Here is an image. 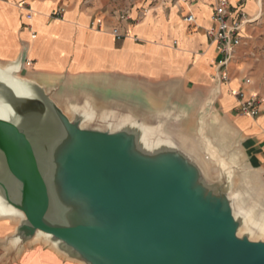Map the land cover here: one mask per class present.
I'll use <instances>...</instances> for the list:
<instances>
[{"label": "water", "instance_id": "water-1", "mask_svg": "<svg viewBox=\"0 0 264 264\" xmlns=\"http://www.w3.org/2000/svg\"><path fill=\"white\" fill-rule=\"evenodd\" d=\"M7 66L20 85L16 92L0 78V106L17 118H0V200L21 217L0 216L16 223L4 245L19 250L40 232L80 264H264V240L248 237L229 174L210 180L163 120L139 119L167 110L148 115L85 92L59 96ZM82 106L102 121L82 128L81 116L63 112ZM140 127L163 129L167 149L144 154Z\"/></svg>", "mask_w": 264, "mask_h": 264}, {"label": "crops", "instance_id": "crops-1", "mask_svg": "<svg viewBox=\"0 0 264 264\" xmlns=\"http://www.w3.org/2000/svg\"><path fill=\"white\" fill-rule=\"evenodd\" d=\"M107 0H0V65H18V76L32 80L56 95L91 94L100 104L132 108L151 115L174 108L194 113L206 107L224 117L240 136L242 150L254 166L264 163V111L257 118L237 113L231 90L258 91L259 73L237 51L229 67L230 81H213L221 55L206 30L216 0H136L129 18ZM262 1V0H261ZM238 18H257L258 0H227ZM28 5L32 18L27 20ZM263 5V2H262ZM63 8L62 17L52 13ZM191 14L193 22L184 18ZM99 21L100 27L91 23ZM253 22V21H252ZM251 23L241 34L249 39ZM123 36L117 40L112 29ZM264 43V42H262ZM29 60V67L24 65ZM250 77L252 84H243ZM254 77V76H253ZM257 80V81H256ZM8 219V220H7ZM16 223L0 217V264H80L46 244L19 250L4 245Z\"/></svg>", "mask_w": 264, "mask_h": 264}, {"label": "rangeland", "instance_id": "rangeland-1", "mask_svg": "<svg viewBox=\"0 0 264 264\" xmlns=\"http://www.w3.org/2000/svg\"><path fill=\"white\" fill-rule=\"evenodd\" d=\"M131 3H136V0L105 1V4L116 10H124ZM260 5L261 15L253 18L249 26L252 30L251 36L243 40V45L237 51L240 53L239 60L251 63L249 70L254 81V72L261 68L257 92L264 97V43H262L264 42V0H260ZM260 5L257 15L261 11ZM51 97L60 107L68 106V103L60 98L55 96V99L52 94ZM85 101L88 99L86 98ZM97 108L101 109L100 105H97ZM139 119L148 126H155L163 120L162 126H165L176 142L196 159L210 180L215 181L222 172H227L236 211L245 216L248 226L253 229V234L247 232L242 234H248L252 240H264L263 165L254 166L251 160L246 158L240 136L224 117L204 107L190 114L175 112L174 108H168L160 116ZM32 244H46V241L39 236Z\"/></svg>", "mask_w": 264, "mask_h": 264}, {"label": "built area", "instance_id": "built-area-1", "mask_svg": "<svg viewBox=\"0 0 264 264\" xmlns=\"http://www.w3.org/2000/svg\"><path fill=\"white\" fill-rule=\"evenodd\" d=\"M156 2H162L164 0H155ZM175 3L188 2L189 0H173ZM27 10L25 17L27 20L32 18L28 5L21 3ZM63 8H58L52 15L56 18L62 17ZM128 9H124L119 13V19H128ZM184 20L186 22H193V16L187 15ZM252 20L246 18L244 14H241L237 19L234 18L233 13L229 9L227 0H216L214 10L211 15L212 25L206 30V35L210 43L215 44V47L221 59L217 64L216 72L213 75V81L220 87L221 85L228 84L230 81L229 67L234 60V55L243 45V36L241 34L242 28L251 23ZM92 27L99 28L100 22L97 21L91 23ZM112 34L117 40H120L123 36L118 29H112ZM24 65L29 67L31 62L25 60ZM243 84L251 85L252 81L250 77L243 79ZM230 94L236 98L237 113L241 116L249 118H257L264 111V97L257 91L245 92L242 89L231 90ZM264 173V163H263Z\"/></svg>", "mask_w": 264, "mask_h": 264}, {"label": "bare ground", "instance_id": "bare-ground-1", "mask_svg": "<svg viewBox=\"0 0 264 264\" xmlns=\"http://www.w3.org/2000/svg\"><path fill=\"white\" fill-rule=\"evenodd\" d=\"M260 5V0H258ZM3 69L0 71V78L6 84L10 86H18L20 85L19 82L13 79L7 78L10 73L16 72V69L13 66H3ZM18 87L14 88L16 92H18ZM63 112L69 117V119L74 118L75 115H79L82 117V122L80 127L84 128L89 126L90 124H94L95 122H101L103 116L100 114H96L95 111L91 108H87L86 106L82 107H72V108H64ZM0 118L6 120H14L17 121V118L12 115L10 109L7 106H0ZM138 130V129H137ZM141 135L145 136V139L149 141L146 145L145 149L142 152L146 155H150L151 157H156L157 154L163 152L167 149L166 140L168 137L166 134L164 135V130H160L158 127H149V128H141ZM139 131V130H138ZM143 139V141L145 140ZM1 176V173H0ZM0 216L12 217V216H19L18 213H15L12 209L4 207L0 200ZM8 220V219H7ZM37 236L47 237L46 235L38 232ZM35 240V239H34ZM34 242V241H33Z\"/></svg>", "mask_w": 264, "mask_h": 264}]
</instances>
